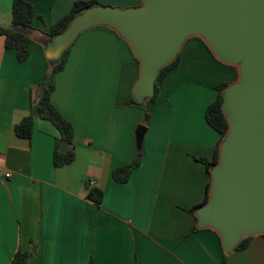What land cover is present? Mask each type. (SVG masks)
I'll return each mask as SVG.
<instances>
[{
    "label": "crops",
    "instance_id": "0c3cea01",
    "mask_svg": "<svg viewBox=\"0 0 264 264\" xmlns=\"http://www.w3.org/2000/svg\"><path fill=\"white\" fill-rule=\"evenodd\" d=\"M13 1L0 0V27H9ZM23 1L36 14L28 59L18 62L0 37V264H10L17 251L31 253L28 264H223L218 235L191 233L196 221L188 210L202 201L210 182L198 160L211 159L218 140L205 110L215 86L234 82L237 71L191 38L155 103L126 104L139 76L127 43L102 26L82 32L51 95L72 126L75 159L54 168V126L36 119L29 140L16 137L14 126L28 115L53 64L51 26L76 1L89 0ZM96 1L120 9L142 4ZM139 125L147 128L140 165L118 184L112 170L137 156ZM89 184L103 192L99 207L86 199ZM225 264H264V235L254 236L245 250H231Z\"/></svg>",
    "mask_w": 264,
    "mask_h": 264
},
{
    "label": "water",
    "instance_id": "95a60500",
    "mask_svg": "<svg viewBox=\"0 0 264 264\" xmlns=\"http://www.w3.org/2000/svg\"><path fill=\"white\" fill-rule=\"evenodd\" d=\"M99 26L117 33L138 62L132 97L139 104L153 95L160 69L190 38H200L217 61L237 68V82L222 95L228 131L209 171L208 200L194 216L198 229L218 235L226 254L241 239L264 235V0H142L129 9L91 7L51 38L52 65L79 34ZM146 130L135 129L137 152ZM59 150L66 153L68 146Z\"/></svg>",
    "mask_w": 264,
    "mask_h": 264
},
{
    "label": "trees",
    "instance_id": "16d2710c",
    "mask_svg": "<svg viewBox=\"0 0 264 264\" xmlns=\"http://www.w3.org/2000/svg\"><path fill=\"white\" fill-rule=\"evenodd\" d=\"M100 5L96 0L89 1H76L70 12L58 20L55 24H53L48 33V37L53 38L60 34H62L70 22L79 14H81L84 10L91 7H98ZM11 21L9 27H0V37L4 39V47L6 49H11L15 51L16 60L18 62H25L28 59L29 53L28 48L32 43L31 34L34 31L31 27L32 21L35 18L36 14L33 9V6L23 0H14L11 6ZM191 39V38H190ZM188 39V40H190ZM193 39L201 42L206 49L211 53L209 48L205 45V43L198 37H194ZM73 44V43H72ZM72 44L62 53L59 61L50 66L48 72L44 76L43 80L37 86V95L35 102L31 105L29 109V113L25 116L18 124L14 126V134L19 139L29 140L32 134V128L34 121L36 119L45 120L50 122L56 131L58 132V137L56 138V144L52 156V165L54 168H62L71 164L75 159V152L73 146L74 133L71 124L53 107L51 103V95L55 89V76L61 72L68 60V56L70 53V49ZM213 56V55H212ZM179 63V56L177 55L173 62L162 67L158 73V76L154 82L153 86V95L148 98L145 104H153L155 103L160 90L162 89V84L165 76L169 74L173 69L177 67ZM236 73L237 68L230 66ZM237 78V76H236ZM232 83V82H231ZM231 83H220L215 86L214 91L216 92V96L214 101L209 104L204 113V119L206 124L218 135V140L214 147L213 156L211 159H199L206 168V171L212 169V167L218 161V151L221 142L223 141L224 135L228 131L227 121L222 113L221 104L223 101V91L231 84ZM126 104H134V105H142L137 103L134 98H131ZM61 144H65L68 146V151L66 153H61L59 147ZM137 156L127 165L116 167L112 170L111 177L112 180L118 184H125L129 181L133 171L138 168L141 161V152H136ZM208 182L206 191L202 201L188 210V213L195 218L196 210L203 206L208 200V192H209ZM103 198V192L97 188L90 186L86 194V199L90 201L95 206L99 207L101 205ZM199 231V229L194 225L191 229V233ZM253 237H246L241 239L237 245L233 248L234 251H242L245 250ZM220 243V239L218 238ZM31 256L30 252H20L17 251L10 262V264H28V260ZM228 254H223V264H225L226 258ZM87 264H94L92 259H89Z\"/></svg>",
    "mask_w": 264,
    "mask_h": 264
},
{
    "label": "built area",
    "instance_id": "2783aa9c",
    "mask_svg": "<svg viewBox=\"0 0 264 264\" xmlns=\"http://www.w3.org/2000/svg\"><path fill=\"white\" fill-rule=\"evenodd\" d=\"M10 175L9 174H6L5 177H9ZM90 186H92V184H90Z\"/></svg>",
    "mask_w": 264,
    "mask_h": 264
},
{
    "label": "rangeland",
    "instance_id": "374dc122",
    "mask_svg": "<svg viewBox=\"0 0 264 264\" xmlns=\"http://www.w3.org/2000/svg\"><path fill=\"white\" fill-rule=\"evenodd\" d=\"M235 82H237V79L235 80ZM146 105H148V104H146ZM145 114L149 115L148 113H145ZM145 114H144V115H145Z\"/></svg>",
    "mask_w": 264,
    "mask_h": 264
}]
</instances>
